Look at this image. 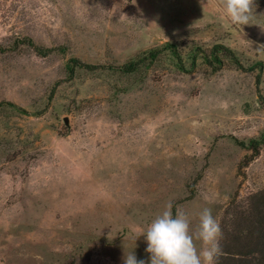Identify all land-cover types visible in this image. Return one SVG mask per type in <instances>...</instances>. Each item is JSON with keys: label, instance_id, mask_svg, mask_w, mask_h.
Listing matches in <instances>:
<instances>
[{"label": "rangeland", "instance_id": "374dc122", "mask_svg": "<svg viewBox=\"0 0 264 264\" xmlns=\"http://www.w3.org/2000/svg\"><path fill=\"white\" fill-rule=\"evenodd\" d=\"M254 15L242 30L216 0H0V264H150L142 234L169 203L192 233L211 209L221 264L264 249L243 221L264 193Z\"/></svg>", "mask_w": 264, "mask_h": 264}, {"label": "clouds", "instance_id": "9594fccd", "mask_svg": "<svg viewBox=\"0 0 264 264\" xmlns=\"http://www.w3.org/2000/svg\"><path fill=\"white\" fill-rule=\"evenodd\" d=\"M216 3L231 24L242 30L255 16V0H216ZM189 229L187 215L177 211L174 216L169 203L142 234L146 238L150 264H217L222 253L220 241L223 234L211 209L202 210L194 233ZM197 241L201 245L199 251ZM124 264H145V261L138 260L132 251L125 254Z\"/></svg>", "mask_w": 264, "mask_h": 264}, {"label": "trees", "instance_id": "16d2710c", "mask_svg": "<svg viewBox=\"0 0 264 264\" xmlns=\"http://www.w3.org/2000/svg\"><path fill=\"white\" fill-rule=\"evenodd\" d=\"M255 4L260 5V6H264V0H255ZM220 51H223L224 53H226L227 55H234L233 51L224 46V45H216L213 49H212V53H219ZM156 53H153L152 55L155 56ZM235 64H237L236 62H234ZM86 68H92L90 65H83ZM239 68H243L242 65H239ZM137 68V64L135 63H129L128 65H126L125 67H123V69H125L127 72H131L136 70ZM259 77V76H258ZM260 82V78H258L257 83L259 84ZM258 197H263L259 199V203L254 204L253 205V211H251V214H249L247 211H245L246 213H248L249 216H244L243 217V221L246 223L251 224L252 228L254 230L257 231L258 235L260 238L263 239L264 241V235H262L261 232H264V193L261 195H256ZM254 199H251L250 202H252ZM251 204V203H250ZM249 204V206H250ZM248 229V227H247ZM246 230L242 231L244 234ZM240 239H242L240 237ZM223 244V242H222ZM261 246V245H260ZM264 246V243H263ZM243 259L240 260L239 264H264V249L259 248V245L257 247V251H248L246 254H243ZM221 258H218L217 264H221L220 263Z\"/></svg>", "mask_w": 264, "mask_h": 264}]
</instances>
